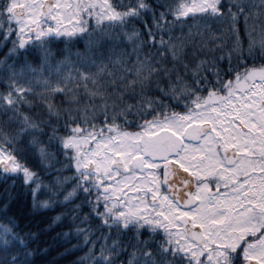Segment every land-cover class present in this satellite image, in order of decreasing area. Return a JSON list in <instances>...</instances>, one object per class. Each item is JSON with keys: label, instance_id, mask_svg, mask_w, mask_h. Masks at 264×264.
<instances>
[{"label": "snow or ice", "instance_id": "6c2138e0", "mask_svg": "<svg viewBox=\"0 0 264 264\" xmlns=\"http://www.w3.org/2000/svg\"><path fill=\"white\" fill-rule=\"evenodd\" d=\"M0 88V264H264V0H0Z\"/></svg>", "mask_w": 264, "mask_h": 264}, {"label": "trees", "instance_id": "16d2710c", "mask_svg": "<svg viewBox=\"0 0 264 264\" xmlns=\"http://www.w3.org/2000/svg\"><path fill=\"white\" fill-rule=\"evenodd\" d=\"M243 27V22L241 21V28ZM79 46H82V44L81 45H78V47ZM57 47H63V44L62 43H60V44H57ZM5 51H6V49H5ZM0 90H2V88H0ZM149 118H151V117H149ZM101 119H102V117H101ZM142 122V121H141ZM129 131H135L136 129H135V127H133V128H130V129H128ZM9 183H11V181H9ZM2 187H3V185L2 184H0V189H2ZM27 210V209H26ZM56 213L55 212H52V213H48L47 215L48 216H53V215H55ZM61 229H57V231H60ZM64 230H66V229H64ZM51 235L52 236H54L55 235V233L53 232V233H51ZM57 251H62V249H57ZM53 255H55L56 254V251H53V253H52ZM82 253H78L77 255H81ZM74 259H76V256H70V257H68L66 260H61L60 261V264H68V261H70V260H74Z\"/></svg>", "mask_w": 264, "mask_h": 264}, {"label": "rangeland", "instance_id": "374dc122", "mask_svg": "<svg viewBox=\"0 0 264 264\" xmlns=\"http://www.w3.org/2000/svg\"><path fill=\"white\" fill-rule=\"evenodd\" d=\"M131 195V193H129Z\"/></svg>", "mask_w": 264, "mask_h": 264}]
</instances>
